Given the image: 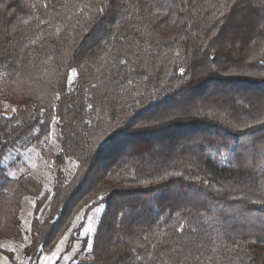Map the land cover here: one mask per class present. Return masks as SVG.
I'll use <instances>...</instances> for the list:
<instances>
[{
  "label": "trees",
  "instance_id": "16d2710c",
  "mask_svg": "<svg viewBox=\"0 0 264 264\" xmlns=\"http://www.w3.org/2000/svg\"><path fill=\"white\" fill-rule=\"evenodd\" d=\"M52 133L49 188L5 174ZM94 209L67 264H264V0H0V240Z\"/></svg>",
  "mask_w": 264,
  "mask_h": 264
},
{
  "label": "rangeland",
  "instance_id": "374dc122",
  "mask_svg": "<svg viewBox=\"0 0 264 264\" xmlns=\"http://www.w3.org/2000/svg\"><path fill=\"white\" fill-rule=\"evenodd\" d=\"M56 149L57 141L52 133L43 153L32 149L27 151L11 150L3 159L4 172L12 178L25 174L32 175L40 180L44 189H47L51 185L52 169L54 168L50 154ZM32 209L31 202H25L22 205L20 219L24 229L29 227ZM99 212V209H94L86 216L80 213L68 233L43 253L38 264H67L74 257L81 258L83 240L86 238L87 242L90 241ZM73 229H79L78 235H76L77 239L67 249L69 235ZM1 250L12 252L13 260L3 254ZM0 264H26L22 257V248L10 240H0Z\"/></svg>",
  "mask_w": 264,
  "mask_h": 264
},
{
  "label": "snow or ice",
  "instance_id": "6c2138e0",
  "mask_svg": "<svg viewBox=\"0 0 264 264\" xmlns=\"http://www.w3.org/2000/svg\"><path fill=\"white\" fill-rule=\"evenodd\" d=\"M184 70L183 69H181V72H183ZM72 77L70 76L69 77V79H71ZM13 111H15V109L13 110ZM89 243L91 244V241H89Z\"/></svg>",
  "mask_w": 264,
  "mask_h": 264
}]
</instances>
